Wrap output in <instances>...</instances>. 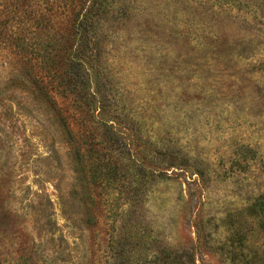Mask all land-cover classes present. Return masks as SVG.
Listing matches in <instances>:
<instances>
[{"label": "rangeland", "instance_id": "rangeland-1", "mask_svg": "<svg viewBox=\"0 0 264 264\" xmlns=\"http://www.w3.org/2000/svg\"><path fill=\"white\" fill-rule=\"evenodd\" d=\"M126 2L104 43L115 112L130 134L175 148L185 163L139 201L125 200L132 188L94 183L91 161L84 176L27 72L63 115L71 102L0 43V158L10 175L1 205L18 215L12 226L4 220L0 264H100L105 207L132 203L147 206L160 238L192 248L195 264H264V236L237 214L264 192V26L228 0ZM2 8L31 41L66 32L39 0H0ZM242 145L256 149L247 167Z\"/></svg>", "mask_w": 264, "mask_h": 264}, {"label": "trees", "instance_id": "trees-1", "mask_svg": "<svg viewBox=\"0 0 264 264\" xmlns=\"http://www.w3.org/2000/svg\"><path fill=\"white\" fill-rule=\"evenodd\" d=\"M39 1L46 11H53L57 22L65 25L66 32L31 41L18 25L14 26L16 16L2 8L0 43L19 61L25 60L31 67L37 64L47 78L50 91L71 102L72 112L63 115L54 98L45 91V82L38 81L33 75L35 72H27L26 81L40 101L53 111L59 128L64 131L71 158L80 166L79 171L85 176V163L91 161L89 172L94 183H101L102 188H112L114 184L117 188H132V195L125 200H141L146 188L153 193L158 184L171 179L169 172L177 165L182 167L185 161L172 157L173 147L143 143L133 131L130 134L115 112L117 100L108 90L110 77L104 43L107 33L123 20L124 16L119 13L128 10L129 3L126 0ZM228 4L231 8L245 10L253 24L264 26V0H228ZM259 64L264 62L260 60ZM240 152L248 155L246 167L256 159V149L249 145H242ZM4 166L0 158V185L6 188L10 175ZM7 198L0 192V236L8 227L5 219L11 221V226L18 219L15 212L11 214L1 205ZM147 213V206L135 203L105 207L108 245L100 264H195L192 248L180 250L160 238L150 220H146ZM239 213L256 223L257 230L264 236V192Z\"/></svg>", "mask_w": 264, "mask_h": 264}]
</instances>
